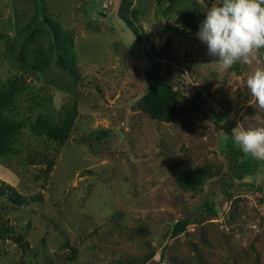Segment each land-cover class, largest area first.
<instances>
[{"label":"rangeland","instance_id":"374dc122","mask_svg":"<svg viewBox=\"0 0 264 264\" xmlns=\"http://www.w3.org/2000/svg\"><path fill=\"white\" fill-rule=\"evenodd\" d=\"M214 3L0 0V115L21 122L0 188L29 200L0 196V264H264V161L239 168L227 147L238 124L264 127L246 87L264 49L213 64L197 33ZM151 79L183 95L170 122L141 108ZM40 115L71 117L69 138L36 131ZM204 166L213 177L185 190Z\"/></svg>","mask_w":264,"mask_h":264},{"label":"clouds","instance_id":"9594fccd","mask_svg":"<svg viewBox=\"0 0 264 264\" xmlns=\"http://www.w3.org/2000/svg\"><path fill=\"white\" fill-rule=\"evenodd\" d=\"M197 38L217 58L220 68L251 65L264 49V0H216L201 23ZM246 87L258 108L264 109V68H256L246 79ZM232 139L245 156L264 161V127L233 129Z\"/></svg>","mask_w":264,"mask_h":264},{"label":"trees","instance_id":"16d2710c","mask_svg":"<svg viewBox=\"0 0 264 264\" xmlns=\"http://www.w3.org/2000/svg\"><path fill=\"white\" fill-rule=\"evenodd\" d=\"M128 23L134 31V34L140 39L137 28L131 23V21H128ZM64 42H66V45L69 44L68 35L64 37ZM37 60V64L32 65L37 70L44 69L48 64V62L42 60L41 57L37 58ZM9 86L11 87V89H9L10 91H5V93L12 98L15 93L13 90L14 81H10ZM181 96H183L182 93L175 90L167 82L151 79L149 82V91L144 94L141 99V108L143 112L148 114L153 120L170 122L177 114L178 108L176 101ZM72 125L73 120L71 117L62 119L58 122L50 117L45 119L43 115H40L37 120L33 122L32 127H36V131L44 132L50 140H54L59 144H62L69 138ZM19 126H21L20 121L8 119V117H1L0 115V154L7 155L11 153L9 147H12L14 142L16 144L17 139L15 131L19 129ZM105 135L106 133H104L102 137ZM227 147L235 157V164L237 167L249 169L257 162L256 159L245 156L237 147H235L233 139L229 141ZM47 172L49 173L50 169H48ZM211 177H213L212 171L207 166H204L181 173V176L178 177V182L185 190H197L201 188L205 184V181ZM2 184L3 188H0V196L4 197L9 193L8 198L13 203L17 205L28 203L29 200L16 192L12 186L6 184L5 182ZM33 199V201H37L38 197H33ZM188 225L189 222L187 220L178 221L173 226L174 235L186 231ZM7 232L8 229L5 226L0 228V240H5L7 238ZM12 238L19 239L14 236H12Z\"/></svg>","mask_w":264,"mask_h":264}]
</instances>
